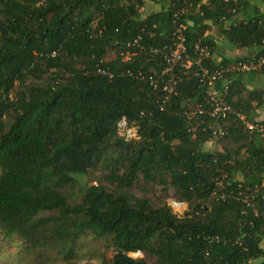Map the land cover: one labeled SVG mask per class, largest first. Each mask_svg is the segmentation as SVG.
Wrapping results in <instances>:
<instances>
[{"label": "trees", "instance_id": "16d2710c", "mask_svg": "<svg viewBox=\"0 0 264 264\" xmlns=\"http://www.w3.org/2000/svg\"><path fill=\"white\" fill-rule=\"evenodd\" d=\"M161 1L144 13L147 0H0V232L33 264H152L139 250L162 264H264V137L212 113L209 85L181 65L166 95L153 52L185 22L187 51L204 37L212 69L262 57L264 0ZM220 20L253 54L215 59L207 32ZM246 72L218 86L264 128V86ZM169 188L188 203L180 216L159 200ZM100 242L98 262L71 259Z\"/></svg>", "mask_w": 264, "mask_h": 264}, {"label": "built area", "instance_id": "2783aa9c", "mask_svg": "<svg viewBox=\"0 0 264 264\" xmlns=\"http://www.w3.org/2000/svg\"><path fill=\"white\" fill-rule=\"evenodd\" d=\"M185 28L186 23L180 22L179 26L176 28L178 37L177 43L174 47L170 48L168 53L165 49L159 50L158 48L153 51L156 55H162V58L166 62L165 66L159 67L160 70L158 69L162 75L168 76V84L163 86V89L167 90L166 95L177 92L176 86L181 82V78L176 77L175 74L172 73V69L175 65H181L185 72L198 76L201 82L209 85V95L212 98V113L221 114L224 117L235 115L243 120L250 128L257 129L261 136L264 137V128L258 123L249 121L241 108L235 107L227 100V86L224 88L218 86L221 74L226 71H253L262 67L264 65V55L259 58L252 56L245 61L240 60L236 63H228L212 69L207 62L211 57V47L205 44V38L201 37L194 47V53H189L185 45V35L183 33ZM121 54L124 55V59H127L131 52L129 50H122ZM159 83L160 81H155L153 76H150V86L153 89L156 88ZM129 133L132 134L133 132L129 131Z\"/></svg>", "mask_w": 264, "mask_h": 264}, {"label": "rangeland", "instance_id": "374dc122", "mask_svg": "<svg viewBox=\"0 0 264 264\" xmlns=\"http://www.w3.org/2000/svg\"><path fill=\"white\" fill-rule=\"evenodd\" d=\"M145 10V9H144ZM145 13V12H144ZM115 52H110L113 56ZM206 146L211 145L210 143L205 144ZM161 199L162 203H165L169 206L172 212L176 216H180L184 213L185 209L188 207V203L185 201H180L174 190L169 188L166 190H162L159 192V200ZM160 201V202H161ZM90 239V238H87ZM9 242V236L3 235L0 232V264H33V260L31 258L25 257V253L21 250V240L16 237ZM101 244H93L90 243L86 250L81 252L75 251L74 255L72 256L73 259H78L81 262L91 261V262H98L99 258L101 257V251L103 252L105 244L100 242ZM98 245V246H97ZM104 245V247H103ZM133 257H145L147 260L150 261L152 264H162L157 263L156 259L151 256L147 251L139 250L137 252L130 253ZM49 257H52L51 254H48ZM48 264H68V260L58 257H52L48 262Z\"/></svg>", "mask_w": 264, "mask_h": 264}, {"label": "crops", "instance_id": "0c3cea01", "mask_svg": "<svg viewBox=\"0 0 264 264\" xmlns=\"http://www.w3.org/2000/svg\"><path fill=\"white\" fill-rule=\"evenodd\" d=\"M167 8V3L164 1L147 0V5L144 8L145 13L151 11H157ZM190 20L199 25L202 21L201 12L198 10L194 14L189 15ZM228 28V22L226 20H220L212 25L211 29L207 32L208 37L218 38L219 52L215 59H226L227 57H243L253 54L252 49L243 48L229 41L225 36V30ZM245 83L249 88H260L264 86V73L256 71H247L244 74Z\"/></svg>", "mask_w": 264, "mask_h": 264}]
</instances>
